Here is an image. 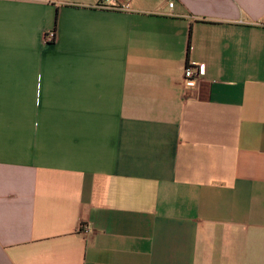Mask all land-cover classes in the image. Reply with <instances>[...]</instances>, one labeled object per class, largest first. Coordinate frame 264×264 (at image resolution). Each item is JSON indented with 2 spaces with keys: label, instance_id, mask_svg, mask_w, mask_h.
I'll use <instances>...</instances> for the list:
<instances>
[{
  "label": "crops",
  "instance_id": "0c3cea01",
  "mask_svg": "<svg viewBox=\"0 0 264 264\" xmlns=\"http://www.w3.org/2000/svg\"><path fill=\"white\" fill-rule=\"evenodd\" d=\"M97 2L0 0V264H264V0Z\"/></svg>",
  "mask_w": 264,
  "mask_h": 264
},
{
  "label": "built area",
  "instance_id": "2783aa9c",
  "mask_svg": "<svg viewBox=\"0 0 264 264\" xmlns=\"http://www.w3.org/2000/svg\"><path fill=\"white\" fill-rule=\"evenodd\" d=\"M169 6H172V1L169 2ZM97 8L100 9H124L126 6H118L117 4H114L112 0H98L96 4ZM55 39V32L54 31H48L44 35V41H53ZM204 73L203 67H192L187 66L184 69V77L189 79H196V81L199 80L200 76Z\"/></svg>",
  "mask_w": 264,
  "mask_h": 264
}]
</instances>
